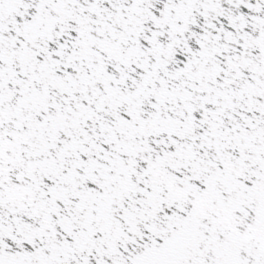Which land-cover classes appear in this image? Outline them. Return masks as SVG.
<instances>
[{
	"label": "snow or ice",
	"instance_id": "snow-or-ice-1",
	"mask_svg": "<svg viewBox=\"0 0 264 264\" xmlns=\"http://www.w3.org/2000/svg\"><path fill=\"white\" fill-rule=\"evenodd\" d=\"M0 264H264V0H0Z\"/></svg>",
	"mask_w": 264,
	"mask_h": 264
}]
</instances>
